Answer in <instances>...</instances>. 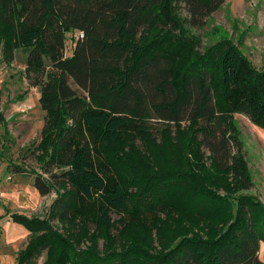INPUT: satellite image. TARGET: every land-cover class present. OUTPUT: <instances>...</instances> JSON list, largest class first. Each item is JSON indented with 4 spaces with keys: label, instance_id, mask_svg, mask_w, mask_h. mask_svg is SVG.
<instances>
[{
    "label": "trees",
    "instance_id": "obj_1",
    "mask_svg": "<svg viewBox=\"0 0 264 264\" xmlns=\"http://www.w3.org/2000/svg\"><path fill=\"white\" fill-rule=\"evenodd\" d=\"M225 1L0 0V54L10 64L16 49L29 50L24 76L40 89L45 114L37 146L44 167L34 173V188L40 196L55 193L45 218L13 215L29 232L18 264H36L42 255L46 264H264L258 258L264 204L248 195L232 200L226 180L233 175L242 189L251 186L232 115L264 130V68H253L230 43L198 53L178 35L180 7L196 26ZM146 30L152 35L138 44ZM74 32L83 37L67 57ZM184 124L188 131L177 133L174 146L179 152L159 151L143 174L146 183L160 182L183 178L180 165L182 174L199 169L188 201L208 223L197 232L203 236L193 237L191 229L165 224L155 246L138 231L157 228L164 205L141 197L146 186L132 198L107 145L135 146ZM204 150L213 181L201 163ZM85 231L124 240H110L102 251L94 243L80 248Z\"/></svg>",
    "mask_w": 264,
    "mask_h": 264
},
{
    "label": "rangeland",
    "instance_id": "obj_2",
    "mask_svg": "<svg viewBox=\"0 0 264 264\" xmlns=\"http://www.w3.org/2000/svg\"><path fill=\"white\" fill-rule=\"evenodd\" d=\"M177 16L182 21L178 35L194 45L198 53L222 42L230 43L245 56L253 68H264V0H226L219 10L196 26L189 23V17L182 7L178 9ZM152 33L142 31L137 43L140 44ZM72 44L73 37L68 34L65 51L67 57L72 53ZM28 54V49H16L10 64L0 54V115L3 119L0 123V264H18V252L29 239L28 230L20 222L14 221L13 215L43 219L55 198L54 192L40 196L33 184L34 173L42 174L44 167V160L38 159L40 151H37V146L45 126V114L39 104L40 89L30 87L24 76ZM73 88L76 89L74 86ZM232 118L242 144L251 186L244 190L233 175H228V195L232 200L248 195L264 204V130L251 124L244 115L234 114ZM152 124L157 125L158 121L152 120ZM187 131V124L181 125L179 131L172 126L152 139H139L135 146L107 145L116 168L124 172V180L132 198L146 186L148 192H144L141 197L153 195L158 200L157 208L164 205L159 212V226L149 231H138L139 235L148 236L155 246L159 236L167 233L163 232L165 224L191 229L192 232L188 235L193 237L195 234L203 236L197 232L208 223L205 217L196 214L188 201L189 186L194 175L200 173L199 169L194 171L190 168V174H182L184 167L180 165L179 175L183 178H163L160 182L149 180L146 183V176L143 174V169L154 166L155 155L159 151L169 157L178 153L179 151H174L177 133ZM182 160H185L183 156L178 157L179 162ZM201 163L208 169L206 179L213 181L215 169L205 150ZM18 171H21L20 174ZM224 193L223 190H217L218 195ZM53 226L61 233H70L60 224ZM71 235L76 239L75 233ZM80 236L83 237L77 244L80 248L94 243L100 251L110 240H124L120 233L104 235L100 231H85ZM258 258L264 263V242L260 244ZM36 264H46L45 256L38 258Z\"/></svg>",
    "mask_w": 264,
    "mask_h": 264
},
{
    "label": "built area",
    "instance_id": "obj_3",
    "mask_svg": "<svg viewBox=\"0 0 264 264\" xmlns=\"http://www.w3.org/2000/svg\"><path fill=\"white\" fill-rule=\"evenodd\" d=\"M71 34V36L73 37V44H72V49H73V47H74V45H75V41L80 37H83V33H81V32H74V33H70ZM69 34V35H70ZM66 45H67V41H66Z\"/></svg>",
    "mask_w": 264,
    "mask_h": 264
}]
</instances>
